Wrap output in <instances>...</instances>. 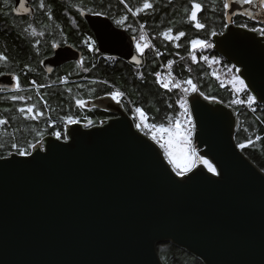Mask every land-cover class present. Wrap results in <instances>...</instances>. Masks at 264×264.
<instances>
[{
	"label": "water",
	"instance_id": "water-1",
	"mask_svg": "<svg viewBox=\"0 0 264 264\" xmlns=\"http://www.w3.org/2000/svg\"><path fill=\"white\" fill-rule=\"evenodd\" d=\"M32 2L26 3L32 11L20 15L34 16ZM230 4L232 21L227 18L225 30L213 37L214 49L240 69L264 105V35L238 27L236 13L248 5ZM82 16L98 53L130 62L129 31L106 15ZM57 45L43 61L47 70L81 61L74 45ZM13 76L0 75V88L14 89ZM188 101L197 125L193 141L219 177L203 169L186 183H173L163 150L110 95L89 105L114 117L92 126L69 124L67 139L44 137L35 159L13 153L4 157L11 161L0 160V264H164L158 245L166 242L205 264H264V170L238 146V114L198 92Z\"/></svg>",
	"mask_w": 264,
	"mask_h": 264
},
{
	"label": "trees",
	"instance_id": "trees-1",
	"mask_svg": "<svg viewBox=\"0 0 264 264\" xmlns=\"http://www.w3.org/2000/svg\"><path fill=\"white\" fill-rule=\"evenodd\" d=\"M111 1L115 9L110 11H107L108 6H105L108 3L106 0H100L97 6L105 9L113 21L128 15L127 23L137 29L136 33L128 30L132 35L139 36V25L145 24L143 31L155 48L146 50L141 58V66L118 56L89 49L88 45L93 41L95 42L93 48L97 49L95 35L79 11V7L88 8L89 1L44 0L46 8L40 10L35 6L39 0H35L36 12L31 17L15 15L12 11V3L9 1L5 5L4 0H0V53L9 58L7 62L0 61V73L17 72L22 89L0 91V119L8 121L7 124L0 125V144H3V147H0V157L9 156V152L16 153L11 147L13 143L26 148L29 143L36 144L46 136H55L53 133L56 131H60L61 138L65 139L66 116L80 119L86 122L85 124L91 120V125L100 124L114 117L109 111L96 106L85 104L80 108L75 101L82 99L87 102L100 96L110 95L117 90L125 94L121 97V101L130 114L135 112L136 107H140L146 113L147 123L164 124L167 127V117L176 118L182 111L176 101L183 92L181 89H173L169 92L161 87L153 73L159 72L164 64L173 61L172 72L178 80L191 78L197 84L199 91L204 92L209 99L215 98L214 100L222 101L236 110L239 117L236 141L239 145L246 144L243 151L264 170V105L257 100L251 107L247 103H230L234 99L246 101L247 95L253 94L249 89L246 92L234 91L227 79L235 73V65L219 54L214 47L196 50V62H193L189 55L192 39L208 38L213 43L210 32L215 30L218 34L225 30V24L228 25V22L223 9L224 0H201L205 9L202 22L207 25L201 31L187 23L184 8L189 6L188 0H151L153 9L146 10L136 17L127 13L125 6L119 0ZM125 2L133 9L142 6V0H125ZM234 22L237 25L246 23L248 28L257 27L258 24L242 16H235ZM28 24L33 25L37 32H43L44 35L24 34L22 28ZM168 27L173 28V34L185 31L186 36L181 38V41L175 42L180 43L181 47H175L173 42L164 40L159 35ZM67 43L82 51L81 61L63 64L49 75L41 64L42 60L53 55V44ZM157 50L161 55H157ZM201 55L209 56L212 65L203 61ZM213 57L216 63H213ZM93 65L95 67H92ZM138 67L144 74L143 80L136 74ZM64 76L69 78L66 83L62 82ZM33 80L37 85L43 84L48 87L40 88L37 92L36 86L32 84ZM13 95H23L31 99L13 101L10 99ZM45 100L48 102V107L44 105ZM29 104L36 105L34 111L43 115L31 119L19 113L18 108ZM169 104L172 105L171 108L168 107ZM182 119L185 120V117ZM257 137L260 139L257 140ZM249 140L252 142L249 143ZM158 252L164 264H205L200 258L172 242L159 244Z\"/></svg>",
	"mask_w": 264,
	"mask_h": 264
},
{
	"label": "snow or ice",
	"instance_id": "snow-or-ice-1",
	"mask_svg": "<svg viewBox=\"0 0 264 264\" xmlns=\"http://www.w3.org/2000/svg\"><path fill=\"white\" fill-rule=\"evenodd\" d=\"M9 0H4L5 5H7ZM28 0H20L18 8H13L12 11L20 15V10H23V14H27L32 11V9L26 7V3ZM121 4L125 6V9L127 13H130L133 17L139 16L141 13L145 12L146 10L153 9V3L151 0H142V6L136 7L133 9L130 7L125 0H119ZM256 0H236V3L238 4H253ZM259 4L261 7H264V0H259ZM188 7L184 8V13L187 17V23L190 24L192 27H194L196 30L201 31L204 30L207 25L205 22H202L203 20V12L205 11L204 5L201 2V0H188ZM38 9L44 10L46 8V5L44 3V0H39L38 4L35 5ZM230 0H224L223 3V9L225 10V15L227 16L229 21H232L231 15L228 14V9L230 8ZM83 14V12L81 13ZM93 15L100 17L104 15L103 12L96 11L92 13ZM49 19H51V15H49ZM129 17L128 15H124L119 19H116L114 23L118 27H123L125 31L131 30L132 33H136L137 29L134 28L131 24L127 23ZM234 22V21H233ZM238 27L242 28H248V25L245 24H239ZM225 27H227V24H225ZM145 24L141 23L139 25V31L140 35H132L130 37V40L134 42V53L131 55L130 62H134L135 65L141 66L142 65V57L145 55L146 50L150 48H155L154 45H152L147 38L146 34L144 33ZM252 32H258L261 35H264V27H252L249 29ZM22 32L26 35H32V36H43V32H37L36 28L33 27V25L28 24L26 27L22 28ZM174 30L172 27H168L165 31L159 33L160 36L164 38V40L173 42L175 44V47L179 48L181 47L180 43H175L181 41V38L186 36L185 31H178L175 34H173ZM217 35V32L215 30L210 32V36L215 37ZM155 39V37H153ZM39 41H37V44ZM87 43V41H85ZM94 41L92 44H89L88 47L90 50H96L94 49ZM53 47H58L59 45L53 44ZM190 47L191 51L189 52V55L191 56V59L193 62L197 61L196 56V50H205V49H211L214 47V44L211 42L210 39L204 38V39H192L190 41ZM157 55H161V53L157 50ZM8 56L4 55L3 53H0V61L7 62ZM201 59L205 62L209 61V56L207 55H201ZM213 63H216L217 61L215 58H212ZM173 61H169L167 64V68L169 69V72L167 73V76L163 75L160 72H155L153 75L156 77V82L160 84L161 87L167 89L169 92H171L173 89H181L183 92V95L179 97L176 101V103L179 105L180 109L182 111L180 112L179 116L176 118H173L171 116L167 117L168 125L165 127L164 124H155V123H147V116L145 111L140 108H135V113L138 114L139 121L135 126L138 130L144 131L145 134H151L150 138L156 142L159 147L163 150L164 156L167 159L168 164L171 166L172 173L175 174V177H179V180H176L175 177H172L170 175V179L173 180V183L181 184L188 182L185 180V177H188V180H191L197 175H203V169H207V172L211 173L213 176H221V171L217 169V167L206 158L207 153L205 155H200L197 151V149L193 146L192 137L195 134L197 130V125L192 120V114L188 107V95L191 93H199V96H203L204 99H209L208 96L204 94V92L199 91V88L196 83L193 82L191 78L184 79V80H178L171 72V69L173 67ZM27 67V65H25ZM92 67H95L93 65ZM85 71H89L90 69H84ZM49 72L52 71L51 68L48 69ZM188 71L190 72L191 69L189 68ZM231 71V70H229ZM240 69H236V73H239ZM139 79H144L143 72L139 71V67L137 68L136 72ZM0 75H3V73H0ZM219 79V77H217ZM13 79L16 81L15 83V89L20 91L21 84L20 79L18 76H13ZM63 83H66V80H62ZM105 83H107L105 81ZM234 91L236 92H246L247 85L245 84V81L243 78H241L240 75H232L231 81H230ZM32 84L36 86L37 92H39L40 88L48 87V85H37L36 81H32ZM71 91V89H69ZM125 94L119 90L111 92L110 97L112 100L116 101L117 104L121 103V97H123ZM41 98L42 95H41ZM261 98L264 99V94L261 95ZM13 101H25L26 99H31V97H25L23 95H13L10 97ZM215 99V98H213ZM256 101V97L253 95H247V99L245 100H232L231 104H244L247 103L249 107L252 106V104ZM76 105L80 108H83L85 106V101L82 99H77L75 101ZM198 105V101L195 102ZM45 107H48V102L44 101ZM169 108L172 107L171 104L168 105ZM36 109V105L29 104L24 107L18 108L19 113L25 115L26 117H30L31 119H37L40 115H43L41 112L34 111ZM182 117H187V120L185 121L182 119ZM65 128L69 124H78L80 123L79 120L73 118L72 116H66L65 118ZM7 120L0 119V125L7 124ZM88 125L92 124L91 120L87 121ZM57 140L61 138V132L56 131L53 133ZM65 139H67V132L64 133ZM257 140L260 139V137L256 138ZM252 141L249 140V143ZM241 149L246 147V144L241 143L238 145ZM0 147H3V144H0ZM11 147L15 149L16 154H18L20 157H29L31 156L33 159L36 157L33 156V150L36 149L37 144L35 143H29L26 148L20 147L18 144L13 143L11 144ZM41 148H43V145H40ZM9 156L13 155L12 152L8 153ZM0 160L4 161H11L7 160L4 157H0ZM203 165V168L200 169L199 172H196L195 170L200 166ZM192 174L191 176L189 174Z\"/></svg>",
	"mask_w": 264,
	"mask_h": 264
},
{
	"label": "flooded vegetation",
	"instance_id": "flooded-vegetation-1",
	"mask_svg": "<svg viewBox=\"0 0 264 264\" xmlns=\"http://www.w3.org/2000/svg\"><path fill=\"white\" fill-rule=\"evenodd\" d=\"M10 1V3H12V9L14 8V6H15V0H9ZM34 1L35 0H33V6H34ZM86 1H89V3H88V5H89V7L88 8H83V7H79L80 9H79V11H80V13H82V12H84V11H87V12H89V13H93V12H96V11H100V12H103L104 13V16L106 15V16H109L108 14H107V11H110V10H112V9H115V7H113V6H115L114 4H113V1H111V0H106L108 3H106L105 4V6H108L107 7V11L105 10V9H102V8H100L99 6H97L99 3H100V0H86ZM101 1H103V0H101ZM105 1V0H104ZM243 6L244 5H248L245 9H240V10H238L237 11V13H236V16H242V17H246V18H248V19H250V20H253L254 22H256V23H258L257 24V28H260V27H264V7H261L260 6V4H259V0H256V2L255 3H253V4H242ZM34 8H35V6H34ZM35 12H36V8H35ZM14 13V12H13ZM15 14V13H14ZM15 15H17V14H15ZM35 15V14H34ZM82 15V14H81ZM83 17V16H82ZM110 17V16H109ZM84 18V17H83ZM111 18V17H110ZM85 19V18H84ZM112 19V18H111ZM86 20V19H85ZM113 20V19H112ZM88 23V22H87ZM95 40H96V37H95ZM96 43H97V41H96ZM52 55V54H51ZM51 55H49V56H51ZM48 56V57H49ZM47 58V57H46ZM46 58H44V59H46ZM44 59L42 60V66H43V68L45 69V71L49 74V75H51L52 73H53V71L56 69H54V70H52L51 72H49L46 68H45V66H44V64H43V61H44ZM5 72H11V73H13L15 76H18V73L17 72H12V71H4V72H1V73H5ZM19 77V76H18ZM15 89V88H14ZM14 89H9V88H0V91H9V90H14Z\"/></svg>",
	"mask_w": 264,
	"mask_h": 264
},
{
	"label": "built area",
	"instance_id": "built-area-1",
	"mask_svg": "<svg viewBox=\"0 0 264 264\" xmlns=\"http://www.w3.org/2000/svg\"><path fill=\"white\" fill-rule=\"evenodd\" d=\"M208 63H209L210 65H212L210 59H209ZM167 64H168V63L164 64V65L162 66L161 70L159 71L160 73H162V74L165 75V76H167V73L169 72V69L167 68ZM171 72H172V69H171ZM172 74L174 75L173 72H172ZM63 80H66V81L68 82V81H69L68 76H64V77H63ZM188 97H189V95H188ZM188 97H187V99H188ZM188 102H189V101H188ZM188 107H189V110H190V112H191V114H192V120H193V122H195V120H194V116H193V112H192V109H191V107H190V104H188ZM132 116L134 117V119H135L136 122L138 123V120H139V119H138L137 114L134 112V113L132 114ZM77 120H79V121L82 122V123H86V122L81 121L80 119H77ZM185 120H187V117H185ZM86 125H87V124H86ZM88 126H92V125H88ZM143 132L145 133V131H143ZM147 135L150 136V133L147 134ZM192 139H193V137H192ZM192 141H193V140H192ZM193 146L197 149V151H198V153H199V150H198L197 146L195 145L194 141H193Z\"/></svg>",
	"mask_w": 264,
	"mask_h": 264
},
{
	"label": "rangeland",
	"instance_id": "rangeland-1",
	"mask_svg": "<svg viewBox=\"0 0 264 264\" xmlns=\"http://www.w3.org/2000/svg\"><path fill=\"white\" fill-rule=\"evenodd\" d=\"M197 50H199V49H197ZM235 69H237V67H235ZM232 75H240L239 73H236V71H235V73H232L229 77H228V81L230 82L231 81V78H232ZM242 78V77H241ZM245 81V80H244ZM245 84H246V82H245ZM247 85V84H246ZM247 89H248V87H247ZM85 104L87 105H89V101H87V102H85ZM137 116H138V114H137ZM139 119V118H138ZM138 122H140L139 120H138ZM145 132H146V130H144ZM193 140V139H192ZM42 141V140H41ZM41 141L40 142H38V143H36V144H39V143H41Z\"/></svg>",
	"mask_w": 264,
	"mask_h": 264
}]
</instances>
